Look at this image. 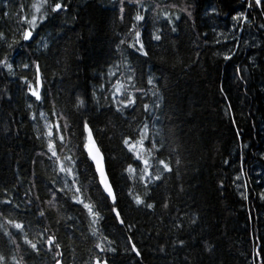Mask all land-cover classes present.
<instances>
[{"label":"trees","instance_id":"trees-1","mask_svg":"<svg viewBox=\"0 0 264 264\" xmlns=\"http://www.w3.org/2000/svg\"><path fill=\"white\" fill-rule=\"evenodd\" d=\"M5 2L8 0H0V8H3ZM20 2L30 4L31 0H11L9 8L5 10L15 13L16 5ZM67 2L70 3L67 12H61L45 23L34 34L35 39L30 43L25 42L18 46L16 52L10 53L15 57V76L0 68V90H8V96L0 93V200L10 198L3 191L7 188L12 194L13 203L20 204L21 208V197L29 187L33 170L42 178L52 174L45 163L37 162L35 166L32 163L39 151L38 142L34 139L33 124L28 119L30 110L27 104L33 103V100L27 97L19 77L33 79L34 69L25 71L18 67L20 63L32 59L39 61L46 78L45 102L41 110L49 111L52 102H55L59 112L68 106L70 96H86L90 109L86 115L92 117L93 128L104 129L95 134L109 158L108 170L115 180L116 190L118 193L121 189L127 190L119 174L120 163L115 159L121 155L118 147L119 133L127 130V122L112 112L97 111V106L91 101V93L100 83L102 70L118 58L115 34L123 36L125 25L129 23L127 17L134 15L136 10L127 6L126 19L121 23L118 20L119 0ZM144 2L152 5L159 0ZM163 2L177 6L173 10L181 16L176 22L177 31L172 33L166 29L162 41H151V32L160 24H154L153 13L149 11L142 37L149 55L145 58L133 54L128 58L138 77L143 75L146 81L148 75H152L157 79L162 99L159 101L161 108L153 113L159 117L155 128L161 130L171 146L180 149L182 165L179 179L175 174L166 178L158 192L163 195L166 185L176 207L188 212L189 216L197 214L199 220L194 228L183 234L189 246L177 251L169 247L167 255H164L154 250L157 240L147 239L152 234L149 229L154 232L159 221L154 216L130 207L127 198L121 194L119 207L126 221L136 222L140 227L136 240L143 258L138 260L125 251L122 230L114 224L108 210L102 209L107 217L102 227L110 238L118 242L117 253L108 255L109 264H182L185 258L189 264H264V201L259 199V193L264 190V48H245L241 42L239 54L231 61H224L214 53L219 50L228 51L233 44L212 46L213 40L217 39L213 29L215 32L226 33L228 38L239 35L232 28V9L242 10L240 5L246 3V0ZM181 8H186L191 16L181 13ZM163 10L168 11L167 8ZM252 15L256 16L255 27L249 29L245 26L243 36L250 43L253 36L258 43L264 42V31L258 27L264 24V17L257 13ZM14 29L15 24L3 19L0 12V30L7 32L11 39ZM204 33H207V44ZM219 39L224 40L225 37ZM42 40L49 44L47 49L38 43ZM6 51V48L0 46V58ZM250 57L255 58V66L249 63ZM236 65L247 66L250 75L246 85L235 77ZM98 99L101 106L106 103L104 96L99 93ZM144 102H153V98L149 95ZM229 105L232 108L231 118L225 115ZM35 110L34 105L32 111ZM68 115L72 121L77 120L73 112L69 111ZM134 115L137 113L130 110L127 112L129 120ZM225 160L229 163L225 164ZM81 167L86 168V165ZM90 176V172H85L81 182L89 183ZM237 176L239 180L235 179ZM179 186L183 187V193H177ZM245 189L248 190L247 200L241 196ZM35 195H39L41 200L49 198L43 184L38 185V191H33ZM92 196L97 201L103 200L101 193L95 189ZM78 213L79 209L73 207L62 210L60 216L66 220L69 216L75 218ZM4 215H9V209H4ZM11 218L22 220L28 225L33 221V214L12 213ZM55 218H58L56 214L50 213V219ZM65 220L61 221L57 232L64 245V264H85L90 255L94 254L93 245L96 240L86 235V224L80 226L74 239H69V233L64 228ZM36 227L34 223L29 226V238ZM14 238L19 240V250L14 246H5L0 250L7 255L24 254L26 246L22 239ZM3 242L6 244L7 237H3ZM205 243L211 251H205ZM257 252L261 253L259 258ZM26 264L51 262L42 255L39 260L29 258Z\"/></svg>","mask_w":264,"mask_h":264},{"label":"snow or ice","instance_id":"snow-or-ice-1","mask_svg":"<svg viewBox=\"0 0 264 264\" xmlns=\"http://www.w3.org/2000/svg\"><path fill=\"white\" fill-rule=\"evenodd\" d=\"M10 2L11 0H8L3 8H0L3 19L11 20L15 24L11 39L7 32L0 30V46L7 49L0 58V68L15 76V57L10 53L16 52L18 46L25 42L30 43L35 39L34 34L38 29L61 12H67L70 3L67 0H31L30 4L18 3L15 13H12L5 10L9 8ZM127 6L134 7L136 11L134 15L127 17L129 23L125 25L126 31L123 36L120 33L115 34V52L119 56L114 63L108 64L107 68L102 70L100 83L91 93V101L97 106V111L112 112L127 122V130L119 133L118 147L121 155L115 157L120 163L119 174L127 190L121 189L120 193L116 190L115 180L108 170L109 158L102 150L95 134L97 131L103 132L104 129H94L92 117L86 115L90 111L88 98L76 94L74 97L70 96L68 106L59 112L56 110L55 102H52L49 111L41 110L45 102L46 78L42 74L40 63L36 59L20 63L18 67L22 70L34 69L33 79L27 76L19 77L27 97L33 100V103L27 104L30 110L28 119L33 124L34 139L38 142L39 151L36 152L32 163L33 166L37 162L45 163L52 174L42 178L33 170L29 187L21 197L23 208L20 204L13 203L12 194L7 188L3 189L5 195L10 198L0 200V220H2L0 249L14 246L19 250L21 247L19 240L14 238L18 237L22 239L26 250L20 255H7L0 250V264H26L29 258L39 260L42 255L48 257L51 264H64V245L60 242L57 232L61 221L65 220L60 216L61 211L73 207L79 209L78 215L75 218L67 217L64 223L69 239H74V234L80 226L86 224V235L96 240L93 245L94 254L90 255L85 264H109L108 255H115L118 251V242L110 238L102 227L107 219L102 209L108 210L114 224L122 230L121 237L125 251L142 260L143 252L136 240V233L140 231V227L136 222L126 221L123 210L119 207L121 194L127 198L130 207L154 216L159 221L154 232L149 229L152 234L147 237L157 240L158 243L154 248L156 252L167 255L169 247L177 251L189 246L183 234L195 227L199 220L198 215L193 213L189 216L188 212L179 210L173 203L166 185L163 195L158 192L166 178L175 174L179 179V169L182 165L180 149L178 146H171L168 139L161 134V130L155 128L159 117H155L153 113L161 108L159 101L162 99L157 88V79L152 75H148L146 81L143 75L138 77L135 67L128 58L133 54L145 58L149 55L142 38L149 11L153 13L154 24H160L151 32V41L156 42L162 41L166 29L172 33L177 31L176 22L181 16L173 11L177 7L176 4L166 3L163 0L152 5L146 4L144 0H119L118 20L121 23L126 19ZM165 8L168 11H164ZM240 8L242 10L232 9L234 14L231 15L232 28L236 29L239 35L228 38L226 33L215 32L213 29L217 39L213 40L212 46L233 44L228 51L219 50L214 53L224 61H231L239 54L241 42L245 48H264V42L258 43L254 36L251 43L243 36L245 26L249 29L255 27L256 16L252 13L264 17V0H246ZM179 11L191 16L186 8H181ZM258 27L264 31V24ZM203 36L207 44V33ZM221 36L225 39H219ZM38 43L45 49L49 47L46 41L42 40ZM249 63L255 66V58L250 57ZM234 75L238 81L246 85L250 73L247 66L236 65ZM223 91L221 88L222 93ZM0 93L8 96L7 89L0 90ZM98 93L103 95L106 101L102 106L99 103ZM149 95L153 98V102H144L145 97ZM8 99L10 100L11 97L9 96ZM34 105L36 110L32 111ZM129 110L137 113L131 120L127 116ZM69 111L76 115V121L70 119ZM231 112L232 108L229 105L225 115L231 118ZM141 116L144 118L140 119ZM232 122L235 124L234 119ZM237 135L239 136L240 133ZM224 163L228 164L229 161L225 160ZM82 165H86V168H82ZM85 172L91 173L87 184L81 182ZM235 179L239 180L240 177L237 176ZM39 184H43L48 199L41 200L39 195L33 196V191H38ZM16 187L18 188L19 185ZM220 187H223V181ZM93 189L101 193L102 202L94 199ZM176 191L179 194L183 193L184 189L179 186ZM247 192L248 190L245 189V193L241 194L242 199L249 198ZM259 199L264 201V190L259 193ZM5 208L9 209L8 216L4 215ZM52 212L58 218L50 219ZM12 213H31L33 221L26 225L22 220L11 218ZM165 220L168 221L167 224L164 223ZM33 223L37 227L32 230L33 235L29 238L28 228ZM3 237H7L6 244L3 242ZM203 247L205 251L212 250L207 243ZM256 255L259 258L261 253L257 252ZM182 264H189L187 258Z\"/></svg>","mask_w":264,"mask_h":264}]
</instances>
